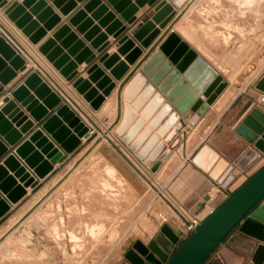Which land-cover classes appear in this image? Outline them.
I'll use <instances>...</instances> for the list:
<instances>
[{"label": "crops", "instance_id": "1", "mask_svg": "<svg viewBox=\"0 0 264 264\" xmlns=\"http://www.w3.org/2000/svg\"><path fill=\"white\" fill-rule=\"evenodd\" d=\"M4 1L6 2L5 6L3 8H0V36H2L25 60L26 69L23 72L18 70L16 72L17 76L12 79L6 86H2L0 84V87L2 88V91L0 93V108L4 105L2 103V99L6 96H9L11 98V93L18 86L22 85L25 78L34 71L40 75L43 81L47 83V85L52 90H54L57 94H60V96L62 95V98L64 97L63 99L66 100L72 106V108H75V106H77L79 110L83 111L92 121H94L96 125L101 126L100 124L107 123V121H109L108 117L102 119L99 118V115L104 112L103 110H101L103 104L97 111L93 110L82 99V97L77 94L75 89L72 87V83L67 82L64 78H62L59 73L52 67V65L48 63L47 60L41 54H39L37 50L38 47L41 46L44 42L51 39L53 34L56 33L61 26L67 25L70 29V32L74 33L77 36L78 40H81L84 43V46L89 48L95 54V60L91 64H97L98 68H100L104 73V76L108 77L116 84L115 89L109 95H112L114 99L112 101V106H115L116 113L115 119L110 127L113 128L112 135L114 137H116V135L114 134V130L120 120L118 116L116 100L118 87L120 84L122 85L123 83H125V81H128L137 72L141 73V75L145 77L147 84L152 85L156 92L164 96L165 100L172 106V109L179 113V111L176 109V104L180 102L181 99L179 98L176 104H172L171 101L166 97L172 87L164 88L163 90L160 86L161 83L155 84L153 82V76H148L141 69L145 62L148 61L151 54L159 49V47L163 44L170 33H175L185 44L189 46V48H191L199 57H201L206 62L208 67H212L221 77L223 75H226L223 73V71L219 70L218 67H215L213 65V62L221 63L230 59L231 56L229 53H227L228 51H225L220 56L212 54L211 56H213V58L209 59V57L202 54V51H200L199 48H210L217 45L227 47L232 40H237V49L245 46L246 39L243 40V43L241 42L240 38L237 39L233 37L232 39H230V32H246L247 30L254 31L255 33L253 34V38L250 39V43L253 44L255 50L256 48H259L260 51V55H257L255 63L264 61V50L261 51V41L258 40L260 31L263 27L261 24V20H256V15H261L262 11L260 6L259 8L256 6V0H189V4L187 5V7L184 8L179 13V15H177L176 19L175 17L172 18L163 28H160V25H155V28L159 30V34L152 40L147 48H144L140 42L131 38V35L129 34L130 31H132L133 29L138 30L146 21L151 19V17L155 14V7L163 0H156V2L152 6H148L147 4H145L142 7H137V11L133 15L135 21L130 25L121 19L119 14H117L113 10V8L106 2V0H100L101 4L107 6L108 12H112L115 15V19L120 20L122 26L126 27V31L124 33H122L119 37L114 38L113 35H110L108 32H106V25L105 27H102L101 25V27L98 26L103 17H93V14L96 12L97 8H94L90 11H85V18L92 21V27H98L99 34L104 33L107 36L106 41L109 42V45L101 54H97L96 50L90 46V43L84 40L83 35L79 34L75 30V27L71 26L68 23L69 18H71L77 11L83 10V7L88 2V0L76 2V7L72 9L66 16L62 15L60 13V9L54 7L51 1L45 0L47 6L52 8L53 14L59 17L60 22L51 30H46L45 36L35 46L32 45L11 22H9L3 12L4 9L12 2H18L21 5L23 0ZM130 2L131 5H135V0H130ZM29 10V8H24L26 14H29ZM175 10L176 8L174 7V11ZM246 15L249 16V20H247ZM31 17H33L32 20H35L34 16ZM38 25L40 28L43 27L42 23H38ZM126 35L128 39L134 41L135 47H139L141 49V55L133 64L130 65L126 63V72L120 80H115V78L110 74L109 70L104 68L103 65L99 63V58L104 53H106L107 55L116 53L119 45L118 41ZM55 45L56 47H59L60 42L56 41ZM113 47L115 49L114 51L111 50ZM66 53L67 49L62 48V54L65 55ZM73 59L74 57H69L70 61H73ZM119 61H124V57L119 56ZM164 62H167L166 58L160 62L157 72L160 71L161 67L164 65ZM263 66L264 64H262L261 68ZM88 67L89 65H85L84 63L82 65H78L77 75L75 79L80 77L84 80H87L88 75L86 73V70ZM170 70L166 72L162 80L167 78ZM156 74H154V76ZM263 76L264 72L258 78L256 83ZM226 77L228 83L227 88H225L223 92L216 98L213 104L210 105L209 108H207L208 114L212 111V123L214 127L217 126L218 129L217 135L214 140L217 139L219 141L216 142L219 146L204 145L208 146L211 151L216 154L218 160L224 161L225 167L223 168V170H221V172L214 178L212 176V172L216 164H213L207 171H204L201 167L197 166L193 162V159L203 148V146H201L191 159H188L189 153L187 155H184L183 151V161H179L180 159H178V154H182L181 149L171 151L170 155L167 157V159L163 160L161 166L156 172L159 180V175L165 173L166 167H173L177 165V168L172 175L173 178L171 177L172 184L169 186V195L173 202L175 204L177 203L186 214L183 216L181 214L179 215V208L176 207L178 209L177 210L170 202V200L166 198V196L162 195V197L169 203L171 207H173L178 212V215L182 222L181 226L180 224L171 225L172 222L177 223L178 219L173 220L169 218L168 224H166L177 236L178 241H182L187 237L183 225L184 222H186L187 217H197L200 220H203V218L215 206H217L221 201L227 198L248 178H250L264 166V153L257 151L252 144L248 143L235 132L238 126L252 110L256 109L259 113L264 115V105L260 101V99L264 100V94L256 90L255 86L254 90L251 92H242L246 86L243 84V81H240L239 86H235L234 81L236 80L235 78H237V76H235L234 74H230ZM90 85L91 88H95V83H91ZM189 91L197 94L191 86H188L183 92L180 93V95H185ZM97 92L101 94L100 91ZM29 93L32 94L33 91H29ZM198 99L203 103L206 102V98L203 97V95H198ZM38 103L39 105H41V100L38 101ZM123 103L124 100L121 98V113ZM21 110L24 112V115L28 117L27 120L33 122V119L31 118L29 113H27L23 108H21ZM52 113L53 111H49L48 115L40 123H34V127L26 134L22 132L21 127L15 128V124L11 125L12 129L19 136H21L15 147L19 146L23 141L27 140L29 136L34 132V130L40 128V124ZM181 117L183 116L181 115L180 118ZM82 122L84 123L85 121L82 120ZM147 124L148 123H145L144 126L147 127ZM42 132L44 136H47L49 140H51L50 136L45 131L42 130ZM152 134H155V132H153ZM109 136L111 135L109 134ZM113 136L111 137L113 138ZM194 139V133H190L189 138L183 144V147L185 146L187 148L190 145L189 143ZM0 140L3 141L1 137ZM114 140L117 143H120V146L125 149L129 157H131L139 166H141V170L145 174L152 175L149 171H146L144 169L145 166H143V163H139L140 160L136 158V156L128 149L127 146H125L120 141L119 138L116 137V139ZM86 141L84 139H81V144L85 143ZM35 145L36 143H32L33 148H35ZM15 147H8V152L0 158V165H3L2 162L7 156L13 155L14 158L19 162L20 166L25 168V172L29 173L30 177H33L38 186L34 188H31L30 186L26 187L25 191L27 192V195L23 196L15 204H11L6 199L5 195L0 193L1 198L5 200V202L10 206V210L6 213V215L0 218V264H59L53 263L55 262L53 258H45L38 261V256L42 253L53 255V251L55 249H59L58 254L60 253L61 258H58L56 260L58 261L60 259L63 260L64 258H67L68 260L69 256L72 254L68 237L71 221L69 211L71 208L75 209L76 207L80 211V208L82 207L80 199L81 186L77 185L75 182H72V180H75L76 178L79 179V177L83 173V169H85L83 163H85V161L91 156H89V154H92V152H94V150L96 149L91 151V153H89L87 157V154L83 153L81 155V157L83 156V159L78 165L66 164L67 160L71 156L69 155L64 162L55 163L53 165V170L43 180H39L37 176L33 174V171L24 164V161L14 153L13 150L15 149ZM247 148H252L253 150H255L259 154V158L249 167L241 170L237 166H235L234 162ZM59 150L64 153L62 149ZM35 151L38 152L39 149L35 148ZM76 151H74L73 153H75ZM43 158L44 160L49 162L46 159V156H43ZM112 169L113 167L110 168L109 171H112ZM7 174L8 176L14 178V173L7 171ZM19 180L20 179L15 178L17 184L19 186H22L23 183H19ZM213 187L216 189V191L215 189H213V191L210 193V196L214 198L212 200H209L208 193ZM71 195H75L77 197L76 200L71 201ZM59 217H61L63 222V226L61 227V234H65L64 238L61 241L63 242L62 246L55 247L54 244H47L46 246L42 245L41 251L37 250L35 248V244L39 240L37 234L41 235L53 233V224L54 222L59 223ZM73 222H75V220H73ZM160 225H163L161 221ZM155 232L152 235H147L146 241L142 239H137L136 241H141V243L143 242V244L147 246L149 237L153 236ZM157 246L163 253L167 255H170L171 251H173L174 247H176L169 240L167 244H165V248L160 245ZM259 246L264 247V224L251 218L250 216H246L232 229V231L215 248V250L209 255V257L203 261L202 264H252V258Z\"/></svg>", "mask_w": 264, "mask_h": 264}, {"label": "water", "instance_id": "2", "mask_svg": "<svg viewBox=\"0 0 264 264\" xmlns=\"http://www.w3.org/2000/svg\"><path fill=\"white\" fill-rule=\"evenodd\" d=\"M49 1L54 7L60 9L62 15L66 16L76 7V2L83 0ZM106 2L119 14L122 20L132 24L135 21L133 15L137 11V7H142L145 4L152 6L156 0H135V5H131L130 0H106ZM5 4L4 0H0V8H3ZM24 8L30 9L29 14L25 13ZM94 8L97 10L93 17H103L100 25L110 24L107 32L114 38H117L125 30V27L122 26L120 20L115 19L112 12H108L107 6L101 4L100 0H88L83 10L77 11L69 18L68 23L75 27L79 34L83 35L84 40L90 43L97 54H100L109 45V42L106 41V34H99L97 27L90 28L92 21L85 18V11ZM4 14L33 45H36L45 36L46 30H51L60 22L59 17L53 14L52 8L47 6L45 0H23L21 5L18 2H12L4 9ZM173 15V7L165 1L161 2L155 7V14L151 19L133 33L134 39L140 42L144 48H147L159 34V30L154 29V24H160V28H163ZM31 16H34L35 20H32L33 17ZM38 23H42L43 27L40 28ZM56 41L60 42L59 47H56ZM118 44L116 53L104 54L99 59V63L109 70L115 80H120L126 72V63L133 64L141 55V49L135 47L134 41L131 39L123 37ZM62 48L67 49L65 55L62 54ZM38 51L67 82L76 77L78 65L83 63L90 65L86 70L88 79L84 80L79 77L72 83V87L93 109H98L103 102V95H109L114 88V83L104 76L97 64H91L96 57L95 54L85 47L84 43L78 40L74 33L70 32L67 25L61 26L51 39L39 46ZM119 55L124 57V61H119ZM70 56L74 57L73 61L69 60ZM173 58L174 61L177 60V58ZM161 61L162 58L156 60V63L159 64ZM152 68L153 65L143 69V71L151 76ZM18 70L21 72L25 70V60L0 36V84L6 86L16 76ZM168 70H170V66L164 65L163 69L154 76L153 82L159 84ZM192 70L193 72H191ZM191 71H188L187 76L189 77L187 78L190 82H194L195 91L204 94V96H207L212 89L213 86L209 88V85L213 80H216L215 84L221 81V78L202 61H195ZM197 75L202 76L199 78ZM90 82L95 83V88H91ZM182 88L184 90L187 87L183 86ZM255 89L264 94V76L255 84ZM98 90L102 91V94H98ZM182 90L175 88L173 100L167 98L176 104L179 99L178 96L183 92ZM1 91L2 88L0 87V93ZM29 91H33V94H30ZM214 99V95L210 96L207 103L211 104ZM40 100L41 105L38 103ZM195 101L196 94L189 91L187 96L176 104V109L179 113L184 114ZM60 102L59 96L37 73L30 74L22 85L11 93V98L9 96L4 97L2 99L4 105L0 108V137L5 144L0 140V158L8 152V147H15L21 138L12 129L11 124L15 123L16 127H21L22 132L26 134L34 127V123H40L48 115V112L53 111ZM21 108L29 113L33 122L27 120L28 117L24 115ZM193 110L194 112L197 111V109ZM42 130L50 136L51 140L43 135ZM88 132V128L64 104L43 121L41 128L34 130L29 138L15 147L13 151L29 169L33 170L35 175L43 179L53 170L54 163L57 161L61 163L66 157L65 154L72 153L81 144L79 139L82 136L89 138ZM235 132L252 144L257 151L264 153V115L256 109L245 117ZM32 143H36L34 147L39 149L38 152L35 151ZM59 149H62L64 153H61ZM45 155L49 162L44 160L43 156ZM258 158L259 154L255 150L247 148L235 160L234 164L239 169L244 170ZM2 163L3 166L12 169L16 177L23 183L22 186H17L12 178L6 177V172L0 165V193L5 195L11 204H15L25 195L24 188L30 185L33 188L36 181L30 177L29 173L25 172V168L20 166L13 155L7 156ZM9 210L10 206L0 196V218ZM246 216L264 224V166L215 206L170 257L163 253L155 242H151L146 247L141 242L136 241L126 250L125 258L129 264H202ZM160 232L172 244L178 243L177 236L167 225H164ZM252 264H264V247L259 246L257 248L252 258Z\"/></svg>", "mask_w": 264, "mask_h": 264}, {"label": "rangeland", "instance_id": "3", "mask_svg": "<svg viewBox=\"0 0 264 264\" xmlns=\"http://www.w3.org/2000/svg\"><path fill=\"white\" fill-rule=\"evenodd\" d=\"M163 1L169 3L173 7L174 15L172 18L175 17V19L177 18V15H179V13L189 4V0L181 6H176L173 3V0ZM256 6L258 8L260 6L262 11L261 15H256V20L260 19L263 27L258 37V40L261 41L262 45L261 51H263L264 0H256ZM174 7L177 11H174ZM246 17L247 20H249V16L246 15ZM125 31L126 27L122 33ZM135 31L137 30L133 29L129 34L133 39V33ZM254 33V31L249 30L246 32L235 31L229 33L230 39L233 37L237 39L240 38L242 43L243 40L246 39L245 46H242L239 49L236 48L238 43L237 40H232L227 47L217 45L210 48H199L200 51H202V54L209 57V59L213 58V56H211L212 54L220 56L225 51H228L227 53L231 56L230 59L221 63L213 62V65L223 71L226 76H229L230 74L237 76L236 80L239 81V85L240 81H243V84L246 86L242 92L253 91L256 81L264 72V66L261 68L264 61L255 63L257 55H260V51L259 48H256L255 50L253 44L250 43V39L253 38ZM123 37L128 39L127 35ZM104 54H102L101 57ZM254 66H256V70ZM32 73L37 72L33 71ZM226 76L223 75L221 80L227 85ZM76 79L74 78L70 82L73 83ZM57 96H59L61 102L53 110V113L62 105H67L81 121H85V126L87 125V128L91 133L89 139L85 143L80 144L74 150H77L75 153H73V151V154H65L66 157L62 162H64L67 157L71 155L66 164L78 165L83 159V156L81 157L83 153H86V156H88L91 151L100 145L102 146V150L101 152L99 150H95L85 163H83L85 169H83V173L79 179L76 178L75 180H72V182L81 186L80 199L82 203L80 211L77 207L75 209L71 208L69 211L71 221L68 237L72 254L69 256L68 260L67 258H64L63 260L60 259L56 261L58 258H61V255L60 253L58 254L59 249H55L53 251V255H48L46 253L39 255L38 261L45 258H53L55 261L53 263L59 264H129L125 258L127 251L125 252V250H122L121 245L125 239L128 238V236H131L133 227H136L137 229V232L134 235L135 239L133 243H135L137 239L146 241L147 235H152L155 231H157L153 236L149 237L148 245L151 242H155L157 245L164 247L165 245L158 242L156 239L158 235H161L160 229L162 226L166 225H160L161 218L166 217L169 219L170 216L177 215L179 217V215L178 212L162 197V195L166 196L175 208L177 207L182 210L177 203V205H175L169 195V186L172 184V175L175 172L177 165L173 167H166L165 173L159 175V180L157 176L154 178L151 175L145 174L141 170V166L129 157L125 149L120 146V143H117L114 140L116 137L113 136V139L109 136L110 133L112 134V132H109V129L115 119L114 116L116 115L115 107L112 106L110 110L107 109L108 112L103 110L105 112L100 114L99 118L102 119L108 117L109 121H107V123H102L100 124L101 126H99L96 125L94 121H92L83 111L79 110L77 106H75L77 109L74 107L72 108V106L63 99L64 97L62 98V95L60 96V94H57ZM195 114L198 115L196 124H188V118L185 117H181L179 119L180 129L175 137V141L173 143L168 142L165 146V149H170V151L181 149L182 154H178V159H180L179 161H183L184 155H187L188 153V159H191L201 146H219L216 143L219 141L217 139L214 140L218 129L217 126L214 127L212 123V111L209 114L207 110L203 113L196 111ZM190 133H194L195 139L189 143L190 145L187 148L185 146L183 147V144L188 140ZM139 163L142 164L143 161H139ZM112 167V171H109ZM144 169L146 171H152V168L148 169L147 167H144ZM158 169H155L154 171H157ZM36 186H38L37 183L34 187ZM76 198L77 197L75 195L70 196L71 201L76 200ZM73 220H75V222H73ZM178 220L176 224H180L181 226L182 222L180 217ZM58 222L59 223L54 222L53 224V233L41 235L37 234V237L39 238L35 244V248L37 250L41 251L42 245L46 246L47 244H54L55 247L62 246L63 242L61 241L65 234H61V227L63 226L61 217H59ZM189 235H187V237L182 241H178L175 245L176 247H174L168 257L176 251V249L184 242V240L188 238Z\"/></svg>", "mask_w": 264, "mask_h": 264}, {"label": "bare ground", "instance_id": "4", "mask_svg": "<svg viewBox=\"0 0 264 264\" xmlns=\"http://www.w3.org/2000/svg\"><path fill=\"white\" fill-rule=\"evenodd\" d=\"M185 1L186 0H173V3L176 6H181L184 4ZM154 25H160V24H154ZM98 26H100V24ZM101 26L105 27V25H101ZM106 26H107V30H108L110 24H107ZM90 28H93L92 25ZM154 29H156V28L154 27ZM17 30H19V29H17ZM107 30H106V32H107ZM19 31L21 32V30H19ZM180 33H182V32H180ZM25 38L28 40L27 37H25ZM156 47H157V45H156ZM156 47H154V48H156ZM111 50L114 51L115 50L114 47ZM39 54H40V52H39ZM119 56H121V55H119ZM173 57L177 58V60L174 61ZM160 58H162V60L166 58L167 62H164L163 64L169 65L170 69H172V70H170V72L168 74L169 76L167 75L166 79L162 80L163 79V77H162V79H161L162 81L160 80V83H161L160 86L162 87L163 90H164V88L172 87L169 90L170 92L166 95V97L173 100V98H172L173 92H174L173 90L175 88L182 90L183 86L184 87L185 86L186 87L191 86L192 89L195 90L194 82H190L189 78H187V77H189V76H187L188 75L187 73H188V71H191V68L193 67V64L195 61L199 60L205 64H206V62L201 57H199L191 48H189V46L187 44H185L175 33H170L167 36V38L163 42V44L159 47V49L156 52L151 54L150 58L148 59L147 62H145V64L141 67V69L145 70V69H147V67L153 65V68H152L153 73L151 76H153V78L155 79L154 74H156L158 67L160 65V63L159 64L156 63V60H159ZM190 58H191V60H190ZM163 66L161 67L160 71L163 69ZM254 68H255V66H254ZM212 70L217 74V72L213 68H212ZM191 72H193V70ZM157 74H158V72H157ZM202 75H199V76L197 75V76L200 78ZM16 76H17V74H16ZM217 76H219V75L217 74ZM219 77L221 78V76H219ZM241 77H240V79H241ZM235 79H237V78H235ZM111 82L114 83L113 81H111ZM91 83H93V82H90V84ZM215 83H216V80H213L211 85H209V88H211V86H213V87L209 91L207 96H204V94L195 91L197 93L196 94V101L193 103V105L184 114H181V113L174 111L172 109V106L165 100L164 96H162L161 94L156 92L152 85L147 84L145 77L143 75H141V73H139V72H137L128 81H125V83H123L122 85L121 84L119 85L118 90H117V99L116 100H117L118 116H119L120 120H119L117 127L114 130V133H115L117 138L121 139L122 143L128 147V149L136 156V158L138 160L143 161V165L145 167H147L148 169L152 168V171L151 172L149 171L152 174L151 175L152 177L155 178L157 176V173H156L157 171H154V170L158 169L161 166L163 160L167 159V157L171 153L170 149H165V146L168 142L173 143L175 141V137L178 134V130L180 129V125H179L180 116L182 115L183 117L188 118L190 125L196 124V122L198 120V115L194 113L193 109H197V112H200V113L205 112L207 110V108H209V106L213 104V102L216 100V98L228 86V83H227V85H225V83L222 80L220 82H218L217 84H215ZM234 85L239 86V81L236 80L234 82ZM115 87H116V84L114 83V88L112 89L110 94L113 92ZM209 88H208V90H209ZM184 90H182V91H184ZM98 91H100V90H98ZM100 92L102 94V91H100ZM109 95H107V96L103 95V102H102L103 105L101 104L102 107L100 105L101 110H106L107 112H108V110H110V107H112V104H113L112 101L114 100L112 95L111 96H109ZM198 95H203V97L206 98V102L203 103L201 100H199ZM212 95L215 96V99L213 100V102L211 104H208L207 102L209 100V97ZM186 96H187V94H185V95L181 94L178 96V98L183 99ZM121 98L124 100V103L122 104V113H121V106H120V99ZM82 99H83V97H82ZM86 103L89 105L88 102H86ZM0 104H1V102H0ZM113 107H115V106H113ZM98 109H93V110L97 111ZM120 114H121V116H120ZM138 117H139V119H138ZM4 118H5V116H4ZM9 122H10V120H9ZM145 123H148L147 127L144 126ZM13 124H15V123H13ZM13 124H11V125H13ZM15 128H16V126H15ZM109 130H110L109 132H112V128H110ZM153 132H155V134H152ZM87 134L90 137V134H91L90 131ZM110 135L113 136L111 133H110ZM81 139H84L86 141L89 138H86V136H82L79 140L81 141ZM95 147H97V146H95ZM98 150L101 152V150H102L101 145L96 148V151H98ZM90 155L91 154H89V156ZM217 160L218 159H217L216 154L214 152H212L208 146H203V148L199 151V153L193 159V162L197 166L201 167L202 170H204V171H207L213 164H216V166L212 172V176L215 178L221 172V170H223V168L225 167V163L223 160H218V161ZM57 162L59 163V161H57ZM3 168L6 172V177H10L7 174V171H9L11 173H14V178L13 177H10V178H12L14 181H15V178H18V177H16L15 172L12 169L5 167V166H3ZM35 176H37V175H35ZM37 178L39 180L44 179V178L40 179L38 176H37ZM19 183H21L20 180H19ZM15 184L17 186H19L17 184V182ZM30 187H31V185H30ZM213 189H215V188L213 187L210 189L208 197L210 196V193L213 191ZM24 190H25V188H24ZM215 191H216V189H215ZM25 195H27L26 191H25ZM213 198L214 197L210 196V199H213ZM179 211L183 214H186L183 210L179 209ZM163 218H165L166 224H168L169 219L166 217H163ZM176 218L179 219V217L177 215L170 216V219L177 220ZM171 225H176V222H172ZM177 227H178V225H177ZM136 232H137L136 227H133L131 236H128V238H126L125 241L122 243L121 249L125 250V252L133 244V241L135 239L134 235L136 234ZM156 239L158 242H160L164 245L167 244V241H168L167 237L164 236L162 233H161V235H158L156 237ZM139 242H141V241H139ZM141 244L144 245L143 242Z\"/></svg>", "mask_w": 264, "mask_h": 264}, {"label": "built area", "instance_id": "5", "mask_svg": "<svg viewBox=\"0 0 264 264\" xmlns=\"http://www.w3.org/2000/svg\"><path fill=\"white\" fill-rule=\"evenodd\" d=\"M260 101H261V103L264 105V100L263 99H260ZM208 195H209V193H208ZM209 200H212V199H210V196H209ZM185 215V214H183V213H180L179 212V215ZM202 220H200L199 218H197V217H187V220H186V222H184V230H185V233H186V235H189V234H191V232L194 230V228L198 225V224H200V222H201ZM161 223L162 224H166V220H165V218H161Z\"/></svg>", "mask_w": 264, "mask_h": 264}, {"label": "trees", "instance_id": "6", "mask_svg": "<svg viewBox=\"0 0 264 264\" xmlns=\"http://www.w3.org/2000/svg\"><path fill=\"white\" fill-rule=\"evenodd\" d=\"M203 263V262H202Z\"/></svg>", "mask_w": 264, "mask_h": 264}]
</instances>
